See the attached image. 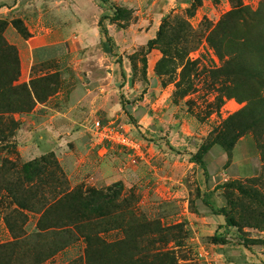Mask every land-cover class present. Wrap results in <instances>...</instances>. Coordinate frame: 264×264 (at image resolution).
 <instances>
[{
	"label": "rangeland",
	"instance_id": "obj_1",
	"mask_svg": "<svg viewBox=\"0 0 264 264\" xmlns=\"http://www.w3.org/2000/svg\"><path fill=\"white\" fill-rule=\"evenodd\" d=\"M199 1L0 0V19L8 23L4 37L20 60L14 99L31 95L27 104L4 115L16 125L0 126V166L11 161L19 168L54 154L71 189L122 184L123 196L134 195L137 215L174 230L167 240L149 236L153 246L139 241L130 248L135 259L147 254L153 259L150 249H164L176 264H264V115L257 109L264 108V0H241L262 15L234 32L253 52L243 54L250 65H237L236 79L212 74L225 70L230 58L225 47L221 55L207 38L240 0ZM171 14L181 19V27L187 20L200 38L177 48L181 63L163 60L159 47L149 46ZM102 16L113 39L107 43L110 53L98 26ZM16 20L29 36L16 29ZM33 37L39 39L36 45L63 42L65 53L38 58L27 43ZM159 63L166 75L157 74ZM150 67L154 80L148 77ZM226 69L232 72L233 66ZM155 81L164 94L154 90ZM189 85V95H176ZM248 105L258 111V127L232 151L215 146L204 159L206 175L195 163L199 148ZM96 120L124 126L141 151L99 144L92 135ZM46 198L51 201L52 195ZM220 208L234 225L213 213ZM42 214L18 207L2 191L0 264H86L83 235L74 228L67 236L58 234L60 229L41 230ZM100 236L116 244L125 233L116 229Z\"/></svg>",
	"mask_w": 264,
	"mask_h": 264
},
{
	"label": "trees",
	"instance_id": "obj_2",
	"mask_svg": "<svg viewBox=\"0 0 264 264\" xmlns=\"http://www.w3.org/2000/svg\"><path fill=\"white\" fill-rule=\"evenodd\" d=\"M197 2L200 3L199 0ZM194 8L196 9L195 5ZM260 15L262 12L259 10L251 13L240 0L233 10L220 20L207 40L221 55L225 47V56L230 58L226 68L233 66V71L228 72L225 68V70L220 69L219 72L214 71L212 74L224 72L222 75L236 79L240 74L237 65H250L246 56L243 57L244 53L253 54L247 40L236 39L233 35L240 24L247 27L250 22H258ZM184 21L186 26L181 27V19L172 14L169 15L163 19L156 39L149 42L150 47L152 45L159 47L164 55L163 60L166 58L171 61L178 60L180 58L177 56V48L181 44L187 45L191 41L194 44L200 42L199 36L189 22ZM104 22L105 17L102 16L98 26L105 39L104 50L110 53L107 43L113 39ZM7 26L8 23L0 19V126L11 130L16 125L15 121L6 120L4 115L12 113L18 103L27 104L31 101V95L28 92L26 95H16L14 99L13 91L17 90V87L13 83L20 76V60L17 49L4 37ZM14 26L23 36L30 35L23 21L16 20ZM161 64L157 66V74L166 75ZM256 71L259 73L258 68ZM178 87L180 89L181 84ZM192 89L193 87L189 85L181 92L179 90L176 95L183 98L189 95ZM257 109H261L264 115L263 106ZM257 113L258 111L255 112L252 105H248L239 113L224 120L211 132L195 155V163L203 168L206 175L205 156L215 146L232 151L244 135L258 127L260 120L256 117ZM2 191L9 194L18 207L43 213L39 222L41 230L60 229L58 234L65 236L72 232L76 233L72 231V228L80 232L87 244L84 260L86 264H108L110 260L115 264L177 263L175 256L169 251L163 252L164 249H150L153 259H150V254L142 259H135L130 248L134 245L138 247L139 241L142 243L143 239H147L149 245L153 246L149 236H156L159 239L166 237L167 240L174 230L165 229L158 222L152 223L137 215L134 209L136 203L133 200L134 195L123 196L122 184H115L102 190L87 188L85 185L71 189L54 154L28 162L19 168L11 161H3L0 166V194ZM47 194L52 195L51 201L47 200ZM212 210L214 214L224 216L228 225H234L233 219L225 208ZM5 221L9 229L13 231L10 219L6 217ZM116 229L125 233V238L120 242L109 244L101 238V234ZM106 256H110V259Z\"/></svg>",
	"mask_w": 264,
	"mask_h": 264
},
{
	"label": "built area",
	"instance_id": "obj_3",
	"mask_svg": "<svg viewBox=\"0 0 264 264\" xmlns=\"http://www.w3.org/2000/svg\"><path fill=\"white\" fill-rule=\"evenodd\" d=\"M92 135L99 141V144L107 142L121 149L138 152L142 144L129 135L124 126L115 123L105 124L96 120L92 127Z\"/></svg>",
	"mask_w": 264,
	"mask_h": 264
},
{
	"label": "crops",
	"instance_id": "obj_4",
	"mask_svg": "<svg viewBox=\"0 0 264 264\" xmlns=\"http://www.w3.org/2000/svg\"><path fill=\"white\" fill-rule=\"evenodd\" d=\"M24 21L26 22V24H28L27 20L24 19ZM38 38H31L29 41H27V43L29 44V46L31 47V51H35V54L37 55L38 58L41 59H46V58H51L53 56H56V53L62 54L65 53V43L63 42H59V43H54L51 45H36V41ZM39 40V39H38ZM54 45H58V49L56 48V46L54 47ZM53 46V47H52ZM154 69H152V67L149 68L148 70V77L150 79V77L154 80ZM130 82V81H129ZM153 87L155 88L154 90H157V88L159 89V92L164 94V90L163 88L160 87L159 81H155L154 84H152ZM164 96V95H162Z\"/></svg>",
	"mask_w": 264,
	"mask_h": 264
}]
</instances>
